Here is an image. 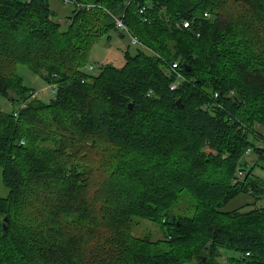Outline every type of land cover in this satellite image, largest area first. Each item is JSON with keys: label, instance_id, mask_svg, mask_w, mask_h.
Wrapping results in <instances>:
<instances>
[{"label": "trees", "instance_id": "obj_1", "mask_svg": "<svg viewBox=\"0 0 264 264\" xmlns=\"http://www.w3.org/2000/svg\"><path fill=\"white\" fill-rule=\"evenodd\" d=\"M76 1L94 7L64 27L49 0H0V96L18 107L0 110V264H264V0ZM114 16L140 45L82 71ZM17 67L55 84L51 98ZM183 192L192 210L175 213ZM238 195L253 202L221 209ZM139 220L163 238L133 235Z\"/></svg>", "mask_w": 264, "mask_h": 264}, {"label": "rangeland", "instance_id": "obj_2", "mask_svg": "<svg viewBox=\"0 0 264 264\" xmlns=\"http://www.w3.org/2000/svg\"><path fill=\"white\" fill-rule=\"evenodd\" d=\"M50 9L54 13V18L58 21L59 24L62 26L66 24L68 25L69 17L72 15V10L74 6L71 4H62L59 0H49ZM228 9L233 17H236L243 13L244 7L235 3L230 2L228 5ZM66 21L67 23H64ZM64 26V27H65ZM12 46V44H9ZM128 51L130 54L134 53V46L129 44V37L126 33H124L121 29L115 28L110 30L107 34L103 37H100L90 47L88 52V57L86 60L85 65L81 68L82 71H85L89 74L97 75L100 70L105 66H113L116 68H120L124 64V54ZM89 67H92L90 70ZM17 71L20 75H22L24 84L30 88H34V95L40 97V99L44 102L48 101L51 96V91H44L42 90L46 87V82H44L43 77L40 75L27 71L24 67H17ZM42 90V91H41ZM13 108H17L14 104L7 101V99L0 96V110L3 112H8ZM258 133L261 132L264 134V126L260 128L256 127ZM97 154V153H94ZM253 157L249 158L252 160ZM256 174L264 179V171H256ZM97 172L94 173V179L98 181L99 175ZM96 187H92V192L94 194L98 190L95 189ZM8 189L4 186L2 179H1V169H0V197H5L7 195ZM253 202V198L249 196H242L238 195L232 199H230L227 203L222 206V210L229 211L234 208H237L244 203H251ZM264 204V195L263 198L259 200H255L252 204L254 207H259ZM193 202L189 200L187 193L183 192L181 194L180 202L176 203V205L172 208L173 212L175 213H182L185 209L192 210ZM252 205L245 207L243 210H247L251 208ZM132 234L137 237L149 238L151 240H157L163 238V230H161L160 226L150 223L145 220H139V223L136 227L133 228ZM236 253L234 251H223L222 258L234 257Z\"/></svg>", "mask_w": 264, "mask_h": 264}, {"label": "built area", "instance_id": "obj_3", "mask_svg": "<svg viewBox=\"0 0 264 264\" xmlns=\"http://www.w3.org/2000/svg\"><path fill=\"white\" fill-rule=\"evenodd\" d=\"M62 4H71L72 6L76 7V9H80V8H86V9H90L92 7H94V4H90V3H79L76 0H59ZM145 8L141 7L139 10V13L144 12ZM204 17H209L208 13H204ZM113 21L115 23L116 28L121 29L124 33H126L129 37V44L130 45H140V42L137 40L136 37L132 36L126 26L124 25V23L122 22V19L120 17H112ZM145 20V19H144ZM181 25L184 28L189 27V22L187 21H182ZM178 68L177 63L172 64V69H173V73L175 75V81L170 85V89L174 90L177 86V84L183 80V76L181 75V73L179 71H177L176 69ZM89 69L91 70L92 67H89ZM56 89V85L55 84H47L46 87H44L42 90L44 91H51L52 94L54 93ZM41 90V91H42ZM35 92V91H34ZM34 92L32 93V96L34 95ZM219 95L218 93H214L213 94V99H218ZM25 106V102L20 103L19 108H23ZM207 104H205L203 107L207 108ZM13 115L16 117L17 116V110H15V112L13 113ZM256 127H259V125H257ZM255 127V133H253L257 139H260L262 141V143H256L255 147L256 149L261 152L264 155V134H262L261 132L258 133L257 129ZM261 135V137H259V135ZM253 149L252 148H247L243 155H242V159L237 163V166L235 168V173H234V178H233V183L239 182V181H243L244 177H245V172L243 171V166H242V162L243 161H247L250 156L253 154Z\"/></svg>", "mask_w": 264, "mask_h": 264}, {"label": "water", "instance_id": "obj_4", "mask_svg": "<svg viewBox=\"0 0 264 264\" xmlns=\"http://www.w3.org/2000/svg\"><path fill=\"white\" fill-rule=\"evenodd\" d=\"M179 102H180V101H179V100H177V101H176V104L178 105V104H179ZM128 106H129V108H130V109H132V104H131V103H130V104H128ZM180 107H182V106H180ZM5 223H6V218H4V221H3V225H4V226H5Z\"/></svg>", "mask_w": 264, "mask_h": 264}, {"label": "crops", "instance_id": "obj_5", "mask_svg": "<svg viewBox=\"0 0 264 264\" xmlns=\"http://www.w3.org/2000/svg\"><path fill=\"white\" fill-rule=\"evenodd\" d=\"M67 22H69V21H67ZM67 22L64 21V23H67ZM65 25H66V24H64L63 26H65ZM261 127H262V126H261ZM261 127H260V128H261ZM255 143H262V141H261L260 139H257V138H256V139H255Z\"/></svg>", "mask_w": 264, "mask_h": 264}]
</instances>
